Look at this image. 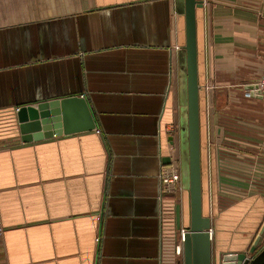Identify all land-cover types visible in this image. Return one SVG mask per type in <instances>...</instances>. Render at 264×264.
<instances>
[{
	"label": "crops",
	"instance_id": "obj_1",
	"mask_svg": "<svg viewBox=\"0 0 264 264\" xmlns=\"http://www.w3.org/2000/svg\"><path fill=\"white\" fill-rule=\"evenodd\" d=\"M201 1L202 138L222 116L264 128V98L240 89L264 74V0ZM184 10L182 0H0V264L183 263ZM74 95L96 128L22 141L18 107ZM175 170L171 192L161 175ZM212 172L203 213L216 262L253 246L264 193L225 198Z\"/></svg>",
	"mask_w": 264,
	"mask_h": 264
},
{
	"label": "water",
	"instance_id": "obj_2",
	"mask_svg": "<svg viewBox=\"0 0 264 264\" xmlns=\"http://www.w3.org/2000/svg\"><path fill=\"white\" fill-rule=\"evenodd\" d=\"M184 1L190 181L189 225L185 234L182 264H264V248L257 250L264 234V224L249 251L222 253L214 262L210 230L212 221L203 213L202 127L197 44V9L203 6V2ZM15 115L24 143L96 128L86 99L77 95L22 105L16 109ZM73 119L77 120L73 122ZM177 224L178 227L181 226L180 207L177 208Z\"/></svg>",
	"mask_w": 264,
	"mask_h": 264
},
{
	"label": "built area",
	"instance_id": "obj_3",
	"mask_svg": "<svg viewBox=\"0 0 264 264\" xmlns=\"http://www.w3.org/2000/svg\"><path fill=\"white\" fill-rule=\"evenodd\" d=\"M240 89L245 98L263 99L264 74L256 80L242 84ZM216 128L217 130L209 126L208 139L219 193L228 199L246 196L251 192L264 193V188L260 185L264 180V128L253 125L242 116H222ZM251 131H254L253 134H250ZM260 132L262 136L259 135ZM161 178L171 192L179 190L180 170L162 174ZM187 231V228L180 231L182 243ZM4 232L0 214V238ZM182 250L183 247L179 244L178 252Z\"/></svg>",
	"mask_w": 264,
	"mask_h": 264
},
{
	"label": "rangeland",
	"instance_id": "obj_4",
	"mask_svg": "<svg viewBox=\"0 0 264 264\" xmlns=\"http://www.w3.org/2000/svg\"><path fill=\"white\" fill-rule=\"evenodd\" d=\"M184 3L185 8V1L182 0ZM185 98V96H184ZM187 108L184 109L185 117L183 119V153H182V162H183V175H184V181L185 186L187 189L189 188V181H190V175H189V148H188V135H187V121H188V115L186 113ZM206 113V111H205ZM206 116V114H205ZM7 124V122H4L3 120H0V126L4 127ZM203 130H204V123H203ZM1 130V128H0ZM202 165H203V186L205 188V203L207 209V204H212L213 195H214V187H213V172H212V157L210 153V143L208 139V132L203 131V138H202ZM209 210L211 212V207L209 206ZM264 248V235L259 243L258 249L261 250ZM250 250V249H249Z\"/></svg>",
	"mask_w": 264,
	"mask_h": 264
},
{
	"label": "trees",
	"instance_id": "obj_5",
	"mask_svg": "<svg viewBox=\"0 0 264 264\" xmlns=\"http://www.w3.org/2000/svg\"><path fill=\"white\" fill-rule=\"evenodd\" d=\"M260 185L264 188V180L260 182Z\"/></svg>",
	"mask_w": 264,
	"mask_h": 264
}]
</instances>
